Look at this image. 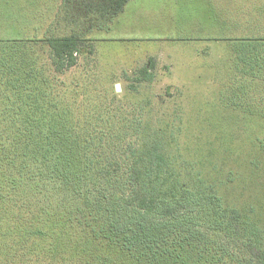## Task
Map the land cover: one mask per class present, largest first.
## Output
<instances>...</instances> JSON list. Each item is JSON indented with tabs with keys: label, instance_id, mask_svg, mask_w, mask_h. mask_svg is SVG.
<instances>
[{
	"label": "trees",
	"instance_id": "1",
	"mask_svg": "<svg viewBox=\"0 0 264 264\" xmlns=\"http://www.w3.org/2000/svg\"><path fill=\"white\" fill-rule=\"evenodd\" d=\"M129 1L63 0L47 38L0 39V205H5L0 264L4 259L10 264L37 257L47 261L51 253L66 258L70 250L83 264H264L261 209L224 197L220 183L201 169L184 173L169 141H140L131 133L136 139L118 146L123 154L117 149L106 154L107 147H114L113 124L96 126L106 108L95 109L96 121L85 120L89 129L67 125L66 117L74 115L70 108L51 112L44 105L53 99L57 78L36 66L30 46L45 43L51 55L48 69L64 71L90 47L86 35L111 30ZM60 25L69 32L59 33ZM241 59L235 72L239 83L246 76L264 83V55L258 67L252 61L241 66ZM140 73V79L153 78L146 67ZM248 161L260 167L256 158ZM36 176L44 183L78 184L72 189L75 197L42 207L26 195L21 204L26 214L11 215L6 204L19 201L14 198L19 183L36 184ZM82 179L84 190L78 188ZM34 198L40 203L39 194ZM64 202L78 206L79 224H67L71 218Z\"/></svg>",
	"mask_w": 264,
	"mask_h": 264
},
{
	"label": "rangeland",
	"instance_id": "2",
	"mask_svg": "<svg viewBox=\"0 0 264 264\" xmlns=\"http://www.w3.org/2000/svg\"><path fill=\"white\" fill-rule=\"evenodd\" d=\"M228 1L189 0L178 6V0H130L113 20L111 30H94L86 35L92 41L90 47L78 55L77 65L64 71L48 69L51 55L45 43H32L28 53L37 67L44 66L46 75L55 74L53 99L44 101V105L51 112L63 113L70 108L74 115L66 117L67 125H87L91 129L85 120L96 121L95 109H107L96 124H113L110 135H114V147H107L104 153L117 149L123 154L118 146L135 137L140 141H169L184 173L195 167L201 169L220 183L224 197L258 206L264 221V83L262 79L239 83L233 74L241 50H246L250 41L238 40L224 30ZM62 3L0 0V39L47 38L50 28L56 26ZM182 18L186 23L191 20L200 30L180 36L176 26ZM58 28L61 34L64 29L69 32L65 25ZM143 67L152 72V79H140ZM117 83L121 84L120 91L116 90ZM43 88L48 86L44 84ZM137 122L139 127L134 126ZM252 157L259 168L249 164ZM38 165L42 170L45 167L42 161ZM34 172L38 174L36 168ZM39 176L36 184L19 183L20 193L14 197L19 201L6 204L11 215L26 214L21 205L26 195L42 207H47V201L53 205L75 197L72 189L78 184L50 182L49 178L44 183ZM83 180L80 190L86 186ZM37 194L40 203L34 198ZM64 204L71 218L67 224H79L81 215L74 209L78 206ZM4 206L0 205V210ZM70 253L66 258L51 253L47 261L37 257L18 264H83L81 258Z\"/></svg>",
	"mask_w": 264,
	"mask_h": 264
},
{
	"label": "crops",
	"instance_id": "3",
	"mask_svg": "<svg viewBox=\"0 0 264 264\" xmlns=\"http://www.w3.org/2000/svg\"><path fill=\"white\" fill-rule=\"evenodd\" d=\"M185 1L189 2V0H178L176 5H183ZM228 3L229 9L226 10L223 17L224 30L229 32V36L233 35L238 40L250 41L247 49L241 50L239 54L242 58H240V65L244 66L246 62L252 61L253 65L258 67L261 65L264 55V0H229ZM231 4H234L236 9ZM214 18L216 21L217 16ZM186 21L182 18L176 26V31L179 32L180 36L184 33L186 36H190L193 32L200 30V27L191 20L187 23ZM260 78L256 76L255 79H252L251 76H246L243 80L248 82Z\"/></svg>",
	"mask_w": 264,
	"mask_h": 264
},
{
	"label": "water",
	"instance_id": "4",
	"mask_svg": "<svg viewBox=\"0 0 264 264\" xmlns=\"http://www.w3.org/2000/svg\"><path fill=\"white\" fill-rule=\"evenodd\" d=\"M116 90L117 91H120L121 90V84H119V83L116 84Z\"/></svg>",
	"mask_w": 264,
	"mask_h": 264
}]
</instances>
